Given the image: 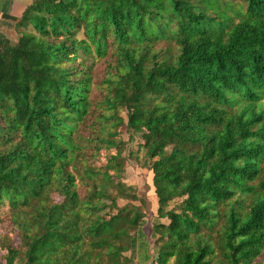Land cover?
<instances>
[{
  "label": "trees",
  "instance_id": "1",
  "mask_svg": "<svg viewBox=\"0 0 264 264\" xmlns=\"http://www.w3.org/2000/svg\"><path fill=\"white\" fill-rule=\"evenodd\" d=\"M14 27L0 264H132L145 201L118 179L123 124L164 219L154 264H264V0H30Z\"/></svg>",
  "mask_w": 264,
  "mask_h": 264
},
{
  "label": "rangeland",
  "instance_id": "2",
  "mask_svg": "<svg viewBox=\"0 0 264 264\" xmlns=\"http://www.w3.org/2000/svg\"><path fill=\"white\" fill-rule=\"evenodd\" d=\"M15 34L14 38H10L12 41H15L18 37L16 30ZM119 113L125 117V109L120 108ZM119 131L121 134L118 137L125 145L121 144L120 148L122 146L125 148L122 151L124 161L122 166H120L121 177L118 179L125 185L132 186L134 188V193L145 201L142 206L145 217L133 230L134 235L136 236L135 248H132L129 252H127V255L132 259V264H137V262H135V254L139 248H142L148 253V263L154 264L153 255L156 252L157 246L153 226L155 223L163 221L164 219L157 217V197L154 194L153 187L151 186V174L148 168V158L145 156L143 150L138 148V144L140 145V143H142L139 134H131L126 131L125 124L120 126ZM111 153L113 152L111 151ZM105 154L106 150H102L100 155L92 157V162L97 166L104 165ZM176 201H178V199L172 201L170 203V207H172ZM125 202L126 200L124 199H118L117 204L123 205ZM135 203L139 204V201H136ZM7 229L13 244H18V230L15 228L14 224L11 222L7 223ZM2 232H6L5 229H3ZM4 253L5 251L0 249V255H4Z\"/></svg>",
  "mask_w": 264,
  "mask_h": 264
},
{
  "label": "crops",
  "instance_id": "3",
  "mask_svg": "<svg viewBox=\"0 0 264 264\" xmlns=\"http://www.w3.org/2000/svg\"><path fill=\"white\" fill-rule=\"evenodd\" d=\"M30 0H0V41L4 37H15V23L20 17L25 6ZM148 253L139 248L137 250L135 262L137 264H150L148 263Z\"/></svg>",
  "mask_w": 264,
  "mask_h": 264
}]
</instances>
